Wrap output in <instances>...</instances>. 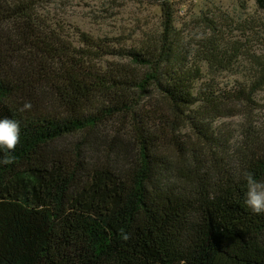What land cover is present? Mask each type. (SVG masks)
I'll list each match as a JSON object with an SVG mask.
<instances>
[{
    "label": "trees",
    "instance_id": "16d2710c",
    "mask_svg": "<svg viewBox=\"0 0 264 264\" xmlns=\"http://www.w3.org/2000/svg\"><path fill=\"white\" fill-rule=\"evenodd\" d=\"M139 1L160 22L127 46L67 29L48 0H0V119L20 122L0 165V264H264V214L244 203V174L264 180V52L224 42L208 14L186 40L187 0ZM241 57L249 76L196 88L203 64ZM235 116L233 136L218 122Z\"/></svg>",
    "mask_w": 264,
    "mask_h": 264
},
{
    "label": "rangeland",
    "instance_id": "374dc122",
    "mask_svg": "<svg viewBox=\"0 0 264 264\" xmlns=\"http://www.w3.org/2000/svg\"><path fill=\"white\" fill-rule=\"evenodd\" d=\"M48 1L50 2L45 10L56 22L64 23L67 29L72 30L77 27L98 37L120 35L128 39L127 46H131L142 34L156 30L160 22V7L146 1ZM185 5V8H188L187 12L176 15L175 25L185 28L186 40L190 36L197 38V35H204V24L199 18L208 14L209 17L216 18V22L222 30L221 35L225 38L224 42L239 37L244 40L246 35L253 38L251 45L254 51L264 52V11L257 6L255 0H187ZM192 21H197V23ZM244 21L248 22L249 29L244 31L243 36V32L233 30V28ZM202 67L205 76L202 80L196 81L197 89L211 83L214 84V87H230L233 81L242 80L243 75L249 76L247 62L243 57L239 58L238 63H234L232 68L230 65L228 71H221L216 75L209 74L205 64ZM255 101L258 107L254 115L258 117L257 120L264 121V89L256 94ZM240 121H242L241 116H235L230 119H222L218 124L229 135L235 136L238 133ZM222 124H226L227 127L224 128Z\"/></svg>",
    "mask_w": 264,
    "mask_h": 264
},
{
    "label": "clouds",
    "instance_id": "9594fccd",
    "mask_svg": "<svg viewBox=\"0 0 264 264\" xmlns=\"http://www.w3.org/2000/svg\"><path fill=\"white\" fill-rule=\"evenodd\" d=\"M31 107V102L26 101L20 111L30 110ZM19 137L20 122L18 120L10 118L0 119V152H3V157L0 158V165H9L14 162L13 151L19 141ZM244 179L246 183L245 205L254 214H264V180L257 179L251 172L245 173ZM121 235L125 241L129 239V234L123 232V230H121Z\"/></svg>",
    "mask_w": 264,
    "mask_h": 264
}]
</instances>
